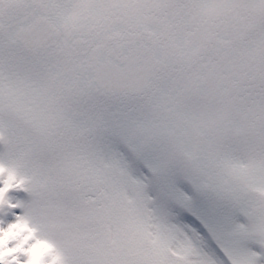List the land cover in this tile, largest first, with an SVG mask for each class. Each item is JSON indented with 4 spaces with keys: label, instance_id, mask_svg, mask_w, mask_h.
I'll return each instance as SVG.
<instances>
[{
    "label": "snow or ice",
    "instance_id": "obj_1",
    "mask_svg": "<svg viewBox=\"0 0 264 264\" xmlns=\"http://www.w3.org/2000/svg\"><path fill=\"white\" fill-rule=\"evenodd\" d=\"M0 264H264V0H0Z\"/></svg>",
    "mask_w": 264,
    "mask_h": 264
}]
</instances>
